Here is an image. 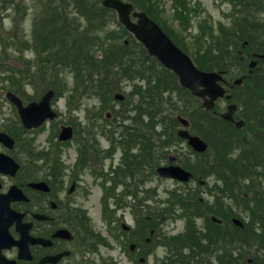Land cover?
<instances>
[{"label":"rangeland","instance_id":"obj_1","mask_svg":"<svg viewBox=\"0 0 264 264\" xmlns=\"http://www.w3.org/2000/svg\"><path fill=\"white\" fill-rule=\"evenodd\" d=\"M3 0H0V2ZM18 3L16 7L18 9L24 11V18H22L21 26H22V33L20 36L27 35V37H32L33 29L31 30L30 24H28L29 19L31 24H35L32 18V9L29 5L30 3L33 5L34 0H14ZM132 1L134 4L139 8L140 11H144L148 18L152 19L156 24L169 32L167 29L171 30L172 36L178 39V42L175 38H173L185 52H187L194 60L196 58H201L202 53L200 52L199 48L202 45V39H204V35L208 36L209 33L212 31L215 35L220 33V29L228 28V25L233 24L232 15L234 12L238 13V10L241 8L243 10V6H236L230 2L225 0H188V6L182 5V10H179L180 13H176V8L180 5V0H126ZM74 4L73 2H69L67 8L60 10L54 16L55 18H59L63 22L70 19H75L78 22L76 16L73 15L74 11ZM4 7L0 8V33L3 34V26L6 28L13 29L14 21L13 17L15 15V8L12 6V10L3 11ZM15 10V11H14ZM89 14L87 13L86 16L89 18V26H86L85 23L82 21L80 23V34L77 39L79 41L75 42H61L57 39L50 38L49 33H47L42 39H33L34 41H39V47L41 50L42 55L46 56L48 59L50 58V63H45L43 66L39 67L36 62L32 63V66L27 67L26 70V78L23 80V75H19V77L14 80L12 83L9 81L11 85L16 87L23 86L24 83L32 80V85L28 84L25 89L22 90L21 93L25 95L27 101L32 100H39L43 95V91L40 93L41 88H36V83L40 87H57L62 91V94L55 95L53 98L52 104L54 109L58 111L59 117L58 122L57 120L52 123H49L45 126L43 130L36 129L33 135H36V140L34 142V147L37 149L35 150H52L57 154V161L62 160L61 163L58 164L57 168H55V172L59 169L60 179L57 182L52 183L53 188L57 187L58 192H60L64 187L66 190L72 189L75 191V188L78 186L81 187L80 180H83L84 183L88 184V190L85 188L83 191L77 194L75 198L81 203L80 207L82 212L79 215V218L82 221L86 222V226L88 227L92 233H94L98 240H102L103 238H107L108 242L111 244L106 246L101 245L99 247L100 255L104 254L106 258L111 259L114 264H133L124 254V251L121 248V245L117 242L116 238L113 236L111 231H116L117 229H113V227L117 226L118 230L121 229V220L125 221V227L132 226L135 219L129 209H125V207L119 208L115 206L114 201L112 200L111 196L107 200V205L109 207V216H115L117 219L121 217V219L117 222L111 223L109 220H106V211L102 206V194L104 192L103 189L99 186V180H96L94 176L90 173L88 174L87 171L83 170L80 172V168L85 165V160L79 161L80 151L78 150L76 141L71 142V144L66 145L63 148V151H59V145L56 148H52L50 144V140L53 138L52 133L56 127L60 125H71L75 130L76 128L85 127L86 130L89 132L90 136H94V141L92 143L95 145L98 151H104L106 147L110 145V142L106 139V135L103 133L104 127H106V123H110L114 119L116 107H121L122 104L118 103L113 100V98H106V90L101 88L99 83H95L91 85L90 89L83 85L82 88L77 87L76 93L69 95V91L71 93L72 86L75 82L74 73H79L80 68H73L72 69H65L64 71H59L60 63L64 62L65 58H69L68 55L70 53H75L76 58L78 59V63H80L85 69L82 71L80 75V79L83 80L84 84L89 82V79L97 80L99 72H107L109 75V81L111 85L118 89L121 88V91L126 93L128 100H132L135 98L136 94L133 92L130 93L129 86L134 82L138 86L142 85L141 92L146 94H152L155 99V105L162 104V106H158L159 109L166 106L167 95H173V103L175 105H171V114L170 116L173 117L171 121V125L174 129H178L181 126L182 120H188L191 116L189 115L190 110L194 107H199L200 103L196 100L191 99L188 95L189 93L183 89H178L174 93H166L167 90L170 88L169 82L165 80L167 75L161 74L164 79L163 81H158L154 79V73L150 69H148L150 62L143 61L137 52H135L131 47L128 46V41L130 40L129 37L119 28L118 19L114 20V22L109 21L106 19V16L102 15V13L89 8ZM32 12V13H31ZM231 15V16H229ZM156 16H160L162 22L158 21ZM91 17H95L94 20ZM139 19V17H136ZM59 21V20H58ZM134 22L133 20H130ZM3 25V26H2ZM37 25V23L35 24ZM130 34L131 30L127 28L125 24L122 25ZM167 28V29H166ZM1 36V35H0ZM32 39V38H30ZM82 39H84L82 41ZM126 47L128 52L123 55L121 61L118 63L107 62L106 60L102 59H91L88 63H84L81 60L88 54L95 55L99 51L103 52L104 57L106 58V54L110 51H113L116 54H120L121 47ZM15 47L11 46L8 51L9 53L15 56L17 52L15 51ZM224 49V47L222 48ZM107 52V53H106ZM40 53V54H41ZM27 58L35 56L32 50H28L26 52ZM225 52L219 51L215 52V59H222L224 57ZM0 55H2V49L0 47ZM139 59V60H138ZM251 59H248L246 63H249ZM66 63V62H64ZM78 63L73 64L72 66L78 65ZM65 68L68 66H64ZM241 65L239 64L238 60H236L235 65L233 67L234 72L236 73H244L240 70ZM127 68L130 70L126 73ZM89 71V72H88ZM86 73V75H83ZM7 77V73H3L0 71V122L7 120L10 118L11 121L14 123L19 124L18 122V115L17 110L14 106L7 100L6 98V91L9 90L10 84L8 81H3L2 79ZM101 78V77H100ZM23 80V81H22ZM125 80H130L128 82H124L119 86L120 82ZM90 84V83H88ZM139 88V86H138ZM44 90V89H43ZM69 90V91H68ZM74 95V96H73ZM30 96V98H28ZM39 96V97H38ZM70 96V106L68 105V99ZM38 97V98H34ZM229 104L228 99L220 98L216 103L217 111L222 113L226 111L227 106ZM240 104V103H239ZM241 110L248 111L258 109L257 105H254L250 99H242V104H240ZM112 107V109H110ZM123 107V106H122ZM183 109H185L183 112ZM110 112L107 114L106 112ZM241 110L239 111L242 114ZM167 112V111H166ZM173 114V115H172ZM239 114V115H240ZM176 115L177 118H176ZM113 116V117H112ZM175 116V118H174ZM170 117V119H171ZM238 117V114H237ZM142 119V116L140 117ZM169 119V125H170ZM180 123H178V121ZM102 123V124H101ZM0 123V129L1 125ZM251 123L246 125L244 128L243 137L249 141V138L253 136L254 132L251 130ZM14 132L18 133L19 136L24 135L27 138V134H23V130L19 127H14ZM105 132V131H104ZM52 134V135H51ZM88 140V139H87ZM19 145H24V140L22 138L19 139ZM264 145V142L261 140L257 141V145ZM55 146V144L53 145ZM175 150V149H173ZM245 147L240 146L232 156L234 158L233 162L230 165V172L227 174L230 180L237 179L242 184V189L240 190V194H247L248 195V202L254 203V198L256 193L259 192L264 197V179L263 178H256L255 181L257 182V189H252L254 173L256 169H253L255 166H252L249 172H244L246 175L244 177L236 176L233 174L235 168L239 171L240 165L235 166L236 162L243 159ZM41 152V151H39ZM50 153V154H52ZM171 152L168 153L170 155ZM264 153V150H263ZM42 154V153H41ZM97 151L94 152V159L98 158L99 163L105 165V169L107 173L111 165H116L119 160V155L121 152H117L112 158H104L98 157ZM209 156H212V151L210 149ZM231 157V158H232ZM91 160H87L86 164L91 163ZM187 159L192 161L194 160V156L191 154L187 155ZM168 158L166 163L168 162ZM64 162V163H63ZM83 162V164H82ZM95 162V161H94ZM165 158H159L156 165L164 164ZM90 164V165H92ZM95 164V163H94ZM263 167H259L262 169ZM133 170V176L137 173V178H146V172L143 166L138 163L131 167ZM127 175H130L129 171L126 172ZM148 186L154 187L156 190L157 195L152 196L149 200H142L140 197L138 199V203L136 204L135 209L138 213L143 215V219L145 224L148 225V217H152L151 220L154 221V217L156 218V222L158 223V228L155 231H164L167 234L177 233L184 227V221L182 219H171L166 218L167 216L171 215L172 213L164 211L159 215L153 216L152 208L151 207H159V201L161 198L165 199L167 197V191L170 189L173 196L181 195L179 190L188 191L190 187H195L197 182L194 181L190 183V185H177L175 182L169 181L167 179H161L159 177L152 178V181L147 183ZM108 187V186H107ZM179 189V190H178ZM205 188H201L202 194L204 198L207 197V194L204 190ZM107 190V189H106ZM117 193L120 192V189H116ZM66 195V194H65ZM62 192V197H65ZM142 195V193H141ZM73 198V195H72ZM128 200L132 201L130 196L127 198ZM264 199V198H263ZM229 199H227L228 201ZM234 203V202H231ZM264 204V200H263ZM151 206V207H150ZM195 208V207H194ZM236 212H238L246 218L249 217V213L245 212L242 208H238L234 206ZM260 212L264 215V207ZM199 224H197V228L199 229L198 234L200 237L201 243H208V240H205L203 233L208 230L207 221L205 219L196 220ZM225 226L221 230L217 231H235V227L230 222V220L225 219ZM153 223V222H152ZM210 226V223H209ZM151 228V226H150ZM203 229V230H201ZM142 231H145L141 227ZM148 231H153V229L147 228ZM210 230H215L214 227H209ZM157 235L154 238V243L150 247L153 250V256L148 260V264H154L157 260H162L166 258L167 255L171 254V251L168 250L167 247L161 246L157 242L158 239H163L162 236L156 232ZM227 243L226 240L220 239L218 244L220 248H224ZM238 246V249L242 246L239 244L238 241H234ZM256 243H262L261 241H256ZM214 246V243L212 244ZM237 249V250H238ZM234 250L235 254L236 251ZM183 251H188L187 249ZM219 254V251L211 254L210 256H206L208 259L213 261V264H219L216 255ZM96 257L97 254H96ZM176 259V258H175ZM247 259V256H246ZM154 260V261H153ZM160 263V262H158ZM195 264H202L196 263Z\"/></svg>","mask_w":264,"mask_h":264},{"label":"trees","instance_id":"obj_2","mask_svg":"<svg viewBox=\"0 0 264 264\" xmlns=\"http://www.w3.org/2000/svg\"><path fill=\"white\" fill-rule=\"evenodd\" d=\"M76 7L78 8L79 12H83L85 14H89V8L96 9L99 13L101 12L104 16H106V19H109V21L114 22L116 20V13L112 9H108L104 7L103 5H98L96 0H72ZM227 2H230L236 6L241 5L243 6V10L240 8L238 10V13L234 12L232 15L233 24L228 25V28H224L223 30L220 29V33L218 35H215L212 31L208 34V36L204 35V39H202V45L200 46L199 50L202 53L201 58H196L195 61L198 64L199 67L207 70H216V69H223L228 70L231 76H234L238 73L234 72V65L236 60H238L239 64L241 65L240 70L243 72H246L248 69L247 61L252 56V53L258 52V53H264V0H225ZM188 0H180V5L176 8V13H180L179 10H182V5L184 4L185 7L188 6ZM59 8H62L63 6H58ZM64 7H67V3H65ZM51 10H54V13H56L58 8L50 7ZM53 15L51 19L48 22H51L53 20ZM231 16V15H229ZM157 20L162 22V19L160 16H156ZM92 20L95 19V17H91ZM57 20L60 21L59 18ZM44 25L46 22H42ZM120 29L129 37L128 46L131 47L139 57L145 61L148 62V59L144 58V55L146 53V49L143 47L142 44L137 42L134 37L119 23ZM61 26V25H60ZM59 26V27H60ZM70 27H73L72 24H69ZM50 28H53V26H50ZM66 26L61 27V33L60 38L62 42L68 41V33L66 31ZM167 29V28H166ZM172 36V31L167 29ZM174 34V33H173ZM78 35L73 39L75 41H79L77 39ZM173 37V36H172ZM175 38V37H173ZM178 42V39L175 38ZM84 39H82L83 41ZM224 47V49H222ZM187 51V50H186ZM225 52L224 57L222 59H215L214 55L215 52ZM128 52L127 48L124 46L121 47L120 54H116L113 51L106 52V65L107 62L112 63H118V61H121L123 58V55ZM189 52V51H187ZM76 56L75 53H70L68 55L69 58H65L66 61H71L72 58ZM91 59H97L93 55H86L84 57V60L86 62H89ZM152 59L153 63L150 62L151 67H153L156 71V74L160 77V79H164V77L161 75L165 73V75L169 76L165 80H167L170 84H174L175 87L178 86L176 76L162 67V65L154 58ZM262 64L264 65V61H262ZM159 69H162L164 72L160 71ZM248 74V79L246 81V85L249 86L247 89H245V92L249 94L251 92V98L254 100H257L258 102H261L264 100V67H261L258 70H254L252 74L246 72ZM239 75V74H238ZM163 81V80H162ZM175 89V88H174ZM176 90V89H175ZM189 93V97L193 100H197L194 96H192ZM198 101V100H197ZM168 102V101H167ZM165 103L166 106L168 103ZM175 105L173 103V100L169 102V107H162L158 109L161 113H164V111H167L168 114H171L172 106ZM158 106H162V104H159ZM185 109H183V112ZM166 112V113H167ZM173 115V114H172ZM189 115L193 119V117H200V116H206L207 117V123L204 125H200L197 121L195 123V128L198 133L203 135L204 137H212L215 134H219L215 139L217 142H215L214 147H218V144L221 146L223 150L231 149V147H228V141L227 138L229 136H234V129L230 128L228 126V123L223 121L222 119H215L213 120L212 117L214 114L212 112H207L199 107H194L192 110H190ZM259 122V128L264 129V120L258 121ZM223 127H227L226 133H221L220 130H222ZM220 132V133H219ZM242 134L241 132L239 133ZM253 152H249L250 154L247 155L246 159L242 160L238 163L240 165V170L233 171V174L236 176L244 177L246 174L244 172H249L252 170L250 168V165L254 162L260 163V154L256 152L255 150H252ZM225 160L228 169L230 170V165L232 163V159L227 158L225 155H220ZM218 164L223 166L224 164L220 161H218ZM244 171V172H242ZM225 186L222 185H216L219 188V191L230 194H233L234 191L241 190L242 184L237 179L230 180L228 177L224 180ZM257 185L256 183H252V186L250 188H255ZM216 190V189H215ZM263 195L261 193H256L254 203L256 205L255 208H253V219L252 222L245 224V228L234 226L235 231L233 233H230L232 231H217L224 228L223 224L213 222L209 214L206 216V219L208 220V223H210L209 227H214L215 230H210L209 227L208 230L203 233V236L205 240H208V243H201L200 237L197 231L199 229L197 228L194 221H192L190 218L188 219V225L187 230L185 233L180 234L176 237H174L171 240V243H173L175 246L180 245L182 247H189L190 248V256L194 258H198L199 262L205 263V264H213L210 259L206 257V254H213L216 251H219V254H217V260L219 261V264H234V260H242L244 256H246L247 249L243 247L244 249V255L240 254L239 256L234 255L233 251L231 250L230 246L232 247V244L234 241H238L239 244L244 245L245 243L249 242L252 237L255 235L260 236V239L264 238V232L263 233H257V231H264V215L263 213H258L259 209H263ZM196 205L195 208L192 209L191 215L193 216H202V214L206 213L207 211H210L214 215H216L219 218L230 220L233 216H239L238 212L234 210V207L231 203L227 202V204L220 200L217 203H213V205L209 206L208 209H206L207 206L204 205V203L199 199L195 200ZM238 206L241 207L244 211L247 212V210L250 209V204L246 201V199H240L238 201ZM186 207V204H185ZM186 212V211H185ZM230 222L227 223H231ZM254 222V223H253ZM258 223L261 224L262 228L258 225ZM226 224V223H225ZM209 225V224H208ZM202 230V229H201ZM224 239L227 242L224 248H220L218 242L220 239ZM214 243V246L212 244ZM261 264H264V259L260 260ZM193 264V263H191Z\"/></svg>","mask_w":264,"mask_h":264},{"label":"flooded vegetation","instance_id":"obj_3","mask_svg":"<svg viewBox=\"0 0 264 264\" xmlns=\"http://www.w3.org/2000/svg\"><path fill=\"white\" fill-rule=\"evenodd\" d=\"M0 152H8L2 143ZM20 166L15 175L0 170V200H10V206L24 214L21 224L29 231H17L16 224L9 231H0V264H95L89 258L93 255L94 248L91 245L90 231H84L79 225V203L73 204L70 217L64 218L63 224L60 208L63 190L58 192L56 188L46 193L29 187L30 182L41 179L30 181L21 176L20 173L26 170L27 164ZM14 185L22 189L28 199L20 196L21 190H17L12 196L10 191ZM6 213V218H9V211L6 210ZM64 252L68 254L56 258Z\"/></svg>","mask_w":264,"mask_h":264},{"label":"water","instance_id":"obj_4","mask_svg":"<svg viewBox=\"0 0 264 264\" xmlns=\"http://www.w3.org/2000/svg\"><path fill=\"white\" fill-rule=\"evenodd\" d=\"M104 3L118 10L121 22L145 44L150 54L156 55L168 68L176 71L180 76L181 82L186 87L190 88L194 94L204 98V106L209 109L214 108L216 100L225 94L224 88L218 84V81L223 79L222 72L205 73L199 71L191 58L179 49L159 25L148 18L145 13L134 12V16L139 17V19L137 23L131 22L130 13L134 9L131 3H124L120 0H105ZM261 57H264V55H261ZM254 64L255 62L252 63V65ZM201 86L203 88H200ZM51 94L52 92L39 105L31 104L28 107H22L21 101L15 96H11V99L19 105L23 117L31 119V124L39 125L45 118H53L55 116L49 107ZM235 109L236 105H230L228 111L223 114V117L228 120H233ZM237 124L240 126L243 124V121H239ZM181 134L189 137L190 142L199 150H205L207 148V144L200 138L189 136L187 131H182ZM70 136V129H66L62 134L63 139H69ZM4 159L5 156L0 155V161L3 162ZM160 172L168 175L174 174L183 180H187L190 176L188 172L179 168H162Z\"/></svg>","mask_w":264,"mask_h":264}]
</instances>
